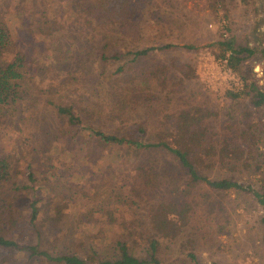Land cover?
<instances>
[{
  "label": "rangeland",
  "instance_id": "374dc122",
  "mask_svg": "<svg viewBox=\"0 0 264 264\" xmlns=\"http://www.w3.org/2000/svg\"><path fill=\"white\" fill-rule=\"evenodd\" d=\"M108 1L91 0L96 6ZM124 3L118 4L122 11L118 24L104 19L103 27L91 17L69 16L66 0H0V18L9 22L16 43L32 63L25 85L28 96L19 105L0 109V159L11 162L14 178L10 184H28L29 166L37 176L31 189L10 188L9 196L14 198L24 227L17 239L21 245L37 243L38 231L30 224V205L37 198L39 223L46 224L39 228L42 240L45 237L47 244L55 235L53 248L59 245L50 249L52 254L93 258L92 248L96 261H114L121 255L117 240L125 232L124 225L133 221L135 191L144 197L139 202L145 212L161 197L171 198L161 190V195L152 194L135 183L138 173L149 170L136 161L141 151L110 145L87 134L79 138L83 140L80 144L69 142L57 117L58 105L84 106L83 117H97L88 124L115 134H126V128L144 123L145 139L158 137L159 128L173 122V117L200 110L211 117L217 141L227 137L245 151V158L250 156L235 171L217 165L201 172L215 180L233 178L264 192V106L255 109L246 80L229 67L219 44L233 39L236 47L256 49L241 67L248 82L264 91V0H231L217 14L212 0H130L131 14L125 13ZM139 8H144L145 17H132ZM47 21L54 26L52 31L47 28L46 34L38 33L35 22ZM93 22L101 24L113 39L109 54L169 44L173 48L154 50L136 61L125 55L106 63L96 50L80 55V40L87 44L102 36L89 27ZM182 64L189 66L185 73L179 68ZM122 66L124 70L117 71ZM228 91L241 95L234 99ZM82 95L85 101L78 103ZM249 111L254 115L249 117ZM119 117L129 122L119 124ZM249 122L256 125L255 130L249 129ZM120 127L123 130L118 131ZM245 132L252 134L249 137ZM164 162L171 173L178 170L170 158ZM204 187L208 203L199 199L197 220L184 227L167 262L264 264V206L251 193ZM58 207L63 209L62 223L55 226L48 220ZM57 232L64 237L61 242ZM133 251L138 257L146 255L145 249ZM24 262H30L27 254L0 249V264Z\"/></svg>",
  "mask_w": 264,
  "mask_h": 264
},
{
  "label": "trees",
  "instance_id": "16d2710c",
  "mask_svg": "<svg viewBox=\"0 0 264 264\" xmlns=\"http://www.w3.org/2000/svg\"><path fill=\"white\" fill-rule=\"evenodd\" d=\"M70 1V2H69ZM214 13H218L221 9H225L226 4L231 0H212ZM69 16L75 15L87 20L91 17L96 22L103 23L106 26L104 19L109 22H116L118 14L122 12L118 7L121 0H109L103 6L93 5L91 0H66ZM69 4V5H68ZM125 13L130 12V0H125ZM57 15V11L55 12ZM145 17L144 8H139L133 11L132 17ZM126 23V22H124ZM38 33L41 31L46 34V29L52 31L54 26L47 22H39L36 24ZM92 31L96 34L101 33L95 38H92L85 44V41L80 40L79 54H89L90 50L100 52V59L104 62L120 60L123 56H133L132 61H136L139 57L148 56L154 50H167L173 48V45H163L161 47H149L140 51H128L126 53L114 52L109 54L112 48L113 39L106 35V29L96 25H92ZM101 27V30L99 28ZM126 27V26H124ZM139 27L138 25L136 28ZM89 28L83 29V32ZM125 30V29H124ZM32 31L35 29L32 28ZM84 32V33H85ZM81 43V44H80ZM223 49L224 57L228 61L229 67L238 73L246 80V90L252 93V104L255 109H260L264 106V91H262L255 82H248L246 75L242 71L241 64L249 57L256 53V49L246 47H236L233 39L219 43ZM114 46V45H113ZM186 49H195L193 45H185ZM227 54L228 57H227ZM264 54V50L262 51ZM31 61L28 53L22 46L16 43L14 33L5 17L0 18V109H5L7 106L19 105L28 96L26 83L28 73H30ZM184 73L187 72L189 66L182 64L179 67ZM124 70V67H119L117 71ZM166 82V79L161 80V83ZM244 94L246 92L244 91ZM228 95L234 99L239 98L241 93L228 91ZM85 101L82 95L78 103ZM86 111L84 106L68 103L66 105L57 106V117L63 126L62 129L68 134L69 142H82L79 138L82 135H88L91 138L101 142L115 145L118 147L135 148L140 152V157L136 158L138 163L146 166L149 170L145 173L136 175L135 183L142 184L152 194L165 192L171 198L161 197L157 203L153 204L151 211L145 212L139 200L144 197L139 190H136L137 201H132L135 205L133 211V221L129 225H124L125 232L121 234L117 240V245L121 250V255L117 260L98 259L94 258L95 249L90 248V253L93 258L88 256L82 257L77 253L72 254H52L50 250L53 248L52 239L55 235L49 238L46 244V239L42 240L43 233L40 229L46 227L40 224V207L39 199L35 198L31 203L30 224L38 231L37 243L21 245L17 239L21 228H24L20 221V216L17 213L14 198L9 194L10 188L13 190L22 191L31 189L37 182L35 171L29 166L28 184L19 185L10 182L14 178L13 168L8 158L0 159V249L14 250L27 254L30 262L21 264H169L167 258L169 253L174 251V246L177 243L184 227L192 224L196 219L199 199H203V203H208L209 197L204 192V185L219 191L236 190L246 193H251L258 200L259 204L264 206V192H260L251 185H245L233 178L211 179L205 176L201 169L204 167H216L217 165L235 171L239 169L240 163H247L250 156L245 158V151L238 148L231 139L225 137L221 141H217L214 131L211 130V117H206V113H201L196 110V114L190 116L181 114L179 117H173L174 121H167L164 126L159 128L158 137L145 139L147 127L144 123H138L133 129L126 128V134H115L107 132L101 127L94 126L89 121L97 120V117H83ZM249 117L253 116V112H248ZM120 123L129 122V120L119 117ZM248 123L250 130H255L256 125ZM121 126V125H120ZM61 130V129H60ZM123 130L122 127L118 131ZM253 132V131H252ZM249 137L251 132H245ZM59 135V134H58ZM57 135V136H58ZM143 152V153H142ZM159 153L162 155H159ZM250 155L252 153H249ZM168 157L176 164L178 170L171 173L170 168L165 165V158ZM245 158V159H244ZM141 166V167H142ZM144 189V188H141ZM134 190V188L132 189ZM161 195V193H159ZM63 209L58 207L54 217L48 222L57 226L62 223ZM114 215L111 213V216ZM118 222V218H114ZM38 221V226L35 223ZM43 226V227H42ZM40 228V229H39ZM46 236V235H45ZM61 242L64 237L60 232L56 234ZM59 246V245H58ZM56 246V247H58ZM54 247L53 249H55ZM145 249L146 255L138 257L133 250ZM193 259L196 256L191 255ZM200 264V263H196Z\"/></svg>",
  "mask_w": 264,
  "mask_h": 264
}]
</instances>
